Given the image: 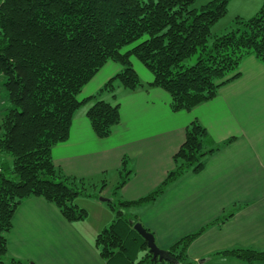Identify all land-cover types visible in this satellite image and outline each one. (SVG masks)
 I'll use <instances>...</instances> for the list:
<instances>
[{"label": "trees", "instance_id": "trees-1", "mask_svg": "<svg viewBox=\"0 0 264 264\" xmlns=\"http://www.w3.org/2000/svg\"><path fill=\"white\" fill-rule=\"evenodd\" d=\"M195 1L0 0V75L11 104L6 100L1 106L0 158L9 156L13 161L11 177L0 167V264H28L8 253L12 218L26 199L44 198L71 223L87 218V210L76 199L92 194L84 179L62 174L52 150L69 138L74 115L84 101L96 100L87 117L98 137L110 136L120 122L118 103L97 99V94L83 101L78 98L108 61L120 63L122 70L100 92L116 97L118 86L131 91L160 87L170 94L174 112L191 111L213 99L220 87L239 77L246 57L264 63V2L255 16L237 17L231 31L217 35L212 26L226 15L231 0H212L200 9L191 8ZM133 56L151 71L152 82L142 81ZM234 139L214 144L206 127L192 121L173 156L174 167L158 187L137 200L108 202L115 219L95 240L105 263L191 264L189 245L235 210L170 246L167 251L174 263L153 258L147 241L134 228L138 221L126 209L155 202L186 174L201 172L208 157ZM120 171L117 189L130 174L125 161ZM219 253L247 264H264V250L237 247Z\"/></svg>", "mask_w": 264, "mask_h": 264}, {"label": "crops", "instance_id": "crops-1", "mask_svg": "<svg viewBox=\"0 0 264 264\" xmlns=\"http://www.w3.org/2000/svg\"><path fill=\"white\" fill-rule=\"evenodd\" d=\"M263 2L231 0L229 6L238 5L243 16L256 12ZM132 63L143 82L154 80L149 70ZM121 70L120 63L108 61L78 96L83 101L97 94V99L118 103L120 122L110 136L98 137L87 117L96 100L84 101L74 115L69 138L52 150L55 166L66 176L100 185L102 194L109 176L118 186L125 161L130 174L117 193L121 201H133L164 181L192 121L206 127L214 144L235 137L208 157L201 172L186 174L155 202L129 207L126 212L154 235L159 248L167 250L186 234L235 210L189 245L187 261L247 264L219 252L237 247L264 250V63L255 56L246 57L239 77L220 87L213 99L179 112L171 109V96L160 87L131 91L118 86L116 97L100 92ZM2 82L0 75V88ZM3 105L5 101L0 102V115ZM76 203L87 210L88 217L71 223L44 198L26 199L12 218L9 255L34 264H106L95 240L115 219L114 211L94 195H80Z\"/></svg>", "mask_w": 264, "mask_h": 264}, {"label": "rangeland", "instance_id": "rangeland-1", "mask_svg": "<svg viewBox=\"0 0 264 264\" xmlns=\"http://www.w3.org/2000/svg\"><path fill=\"white\" fill-rule=\"evenodd\" d=\"M210 1H212V0H196L191 5V8L200 9L203 5H206ZM239 11H240V8H239L238 5H231V6H229L228 7V12L226 13V15L224 17H222L221 19H219L212 26V32L214 34H217V35H220V34L229 32V31H231L235 27V19L237 17H241V18H244V19H249V18L255 16L256 13L259 11V9L256 12H251V13L246 11L249 14H243V16L242 15H239V13H240ZM244 15H249V16H244ZM141 40L136 41V42H134V43L126 46L123 49V51H125V50L133 47L134 45H136ZM132 60H133V62H135L139 66H142V68H146L145 65L141 61H139L135 56L132 57ZM188 61H189L190 64L194 63L195 62V57L191 58ZM137 68H138V66H137ZM146 70H149V69L146 68ZM138 71H139L140 75L143 76V73L141 72V70H139V68H138ZM149 72L151 73L150 70H149ZM141 79H143V78H141ZM2 90H3V84H1V88H0V91H1L0 92V98L3 99L4 101L7 100V103H9L10 101L7 99V95H6L5 91L2 92ZM80 95H81V92H80V94L78 96L80 97ZM0 101H2V100H0ZM10 105L11 104L9 103V106ZM0 159H1V161H0V167L2 165V167L4 169V172H5V175L8 176V177H11L12 176V174H11V167H12V164H13L12 158L9 157V156H4V157H2ZM123 163H122V165H123ZM108 181H110V183L108 184L107 188H105V190H104V192L102 194L100 192L101 191V188H102L100 185H97L95 183L91 184V182H89V180H87V181L85 180L84 184H85L86 190H88L92 195L98 197L99 200H101V198H106V199H110L109 201L114 200L113 201L114 203H118L119 201H121V198H120L119 194L117 193L119 191L116 188V186H117L116 181L117 180L114 179V178H111L109 176L108 177ZM88 183H90L91 185L88 184ZM94 185H97V186H94ZM109 201L105 202V204H107L108 206H109V204H108ZM90 213H91V216L94 215L93 212H90ZM113 213H114V217H115L116 213L115 212H113ZM89 218L93 219L94 217L92 216V217H89ZM31 262L28 263V264H31Z\"/></svg>", "mask_w": 264, "mask_h": 264}, {"label": "water", "instance_id": "water-1", "mask_svg": "<svg viewBox=\"0 0 264 264\" xmlns=\"http://www.w3.org/2000/svg\"><path fill=\"white\" fill-rule=\"evenodd\" d=\"M101 200L104 202H107L110 199L101 198ZM134 228L147 241L149 251L152 253L154 259H158L159 261L167 260L170 262L177 263V261L168 253L167 250H164L158 247V245L156 244L154 235L150 231H148L140 222L134 223ZM31 264H34V263H31Z\"/></svg>", "mask_w": 264, "mask_h": 264}]
</instances>
